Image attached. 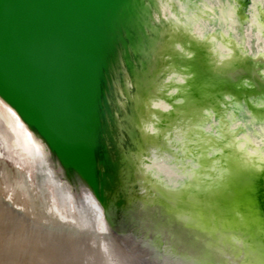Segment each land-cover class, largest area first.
<instances>
[{"label":"water","instance_id":"95a60500","mask_svg":"<svg viewBox=\"0 0 264 264\" xmlns=\"http://www.w3.org/2000/svg\"><path fill=\"white\" fill-rule=\"evenodd\" d=\"M170 5L0 0V102L43 149L57 179L76 200L89 195L109 234L146 264L162 263L170 251L198 264H238L240 256L264 264L245 207L264 167L217 207L176 197L153 171L167 160L178 165L173 134L194 116L221 121L229 104L264 98L262 61L242 57L231 43L223 63L210 42L168 15ZM237 13L242 28L247 15ZM249 111L264 122V107Z\"/></svg>","mask_w":264,"mask_h":264},{"label":"bare ground","instance_id":"6f19581e","mask_svg":"<svg viewBox=\"0 0 264 264\" xmlns=\"http://www.w3.org/2000/svg\"><path fill=\"white\" fill-rule=\"evenodd\" d=\"M169 1L168 15L190 27L200 41L210 42L223 63L230 61L231 43L242 57L246 54L264 63V0ZM239 9L247 15L242 28ZM247 85L256 92V86ZM262 97L249 96L242 107L229 104L221 121L203 114L177 128L173 143L178 165L171 160L160 163L153 168L156 177L176 197L198 198L216 207L234 201L245 189L239 181L264 167V122L257 124L249 111V106L264 107ZM217 219L220 223L225 217ZM133 252L109 234L89 195L76 200L57 179L43 149L0 102V264H146L147 258ZM257 256L262 258L260 253ZM160 261L157 264L200 263L173 251L161 255ZM238 264H245L243 256Z\"/></svg>","mask_w":264,"mask_h":264},{"label":"rangeland","instance_id":"374dc122","mask_svg":"<svg viewBox=\"0 0 264 264\" xmlns=\"http://www.w3.org/2000/svg\"><path fill=\"white\" fill-rule=\"evenodd\" d=\"M242 66H244V68L249 71V66ZM229 79L232 80L233 77L229 76ZM261 87L264 89V84H262ZM194 88L197 90V92L200 91V80L195 83ZM198 96H200L199 93ZM251 187L252 189L249 192L248 200H246L247 198L245 197V207L252 217L250 221V230L253 234L254 241L258 243L255 246L258 247L257 251L260 253V255L264 257V179H258L254 181Z\"/></svg>","mask_w":264,"mask_h":264}]
</instances>
